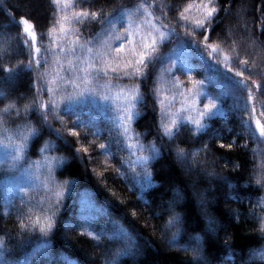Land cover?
Here are the masks:
<instances>
[{"label": "trees", "instance_id": "1", "mask_svg": "<svg viewBox=\"0 0 264 264\" xmlns=\"http://www.w3.org/2000/svg\"><path fill=\"white\" fill-rule=\"evenodd\" d=\"M256 119L264 0H0V264H264ZM25 135L20 181L4 145Z\"/></svg>", "mask_w": 264, "mask_h": 264}, {"label": "snow or ice", "instance_id": "2", "mask_svg": "<svg viewBox=\"0 0 264 264\" xmlns=\"http://www.w3.org/2000/svg\"><path fill=\"white\" fill-rule=\"evenodd\" d=\"M54 2H58V0H54ZM97 2H99V0H97ZM217 10L215 8L211 9V11L208 13V21L207 23H211L215 17L213 16V13H215ZM93 15L95 16L96 14L93 13ZM181 16H183V13H181ZM98 20L100 19L99 17L97 18ZM184 19H187L186 17H184ZM104 23L108 24V25H114L113 21H112V17H109L107 20L103 21ZM24 24H27L28 21L27 20H23ZM199 24V22H198ZM201 28H203V25H200ZM210 31V29H209ZM105 34L107 35V30H105ZM92 42L89 41V44H91ZM147 48L149 49H154L156 46V40L150 38L149 43H147V45H145ZM89 51H91L89 49ZM115 51L117 52H123L124 51V46L123 43H121L120 45H117L115 48ZM108 55H111V52L108 53ZM138 55V60L137 63L140 65H144L145 64V57L142 54H137ZM30 65H31V61L29 63V65H25L24 68L25 69H29L30 70ZM135 71H139V68L134 69ZM8 71L9 74V78L12 77V73L9 70H5ZM98 74H103V75H107L108 73L104 70H97ZM113 72H115V69H112ZM149 73L147 71V69H145V72L143 74V78L146 79L148 78ZM33 87H35V85L33 84ZM38 95V93H37ZM21 100L24 99V97H20ZM98 98L94 95V93L89 90L83 94H81L80 96L77 97H69L68 103L69 104H80V103H90L94 100H97ZM104 99L106 100L107 97H104ZM137 97L133 96L132 100L136 101ZM39 107V106H37ZM5 112H7V109H5ZM203 115V114H202ZM209 118L211 119V117L214 115V113L212 112L211 108L209 109L208 112ZM129 119H131V116L128 117ZM197 127H200L199 122H197ZM181 129H177L175 131V133L171 132V131H165V135H168L170 139L173 138V136L178 137L180 135ZM260 135L264 136V128H261L260 130ZM28 137L25 136H21L20 140L21 142L19 144H5L4 147L10 149V151L7 153L9 159L7 161H5L8 170L13 171L16 176L17 179L20 181H24L26 177L31 178L32 173L30 172V169L25 167L26 164H28V161L25 157V147H26V142H27ZM101 147H104L103 145ZM221 148H224L225 145L223 143L220 144ZM153 151H155V149H153ZM257 182L262 184V186H264V168L261 169L258 177H257ZM27 185L25 183H20L18 185L19 191H23L24 188Z\"/></svg>", "mask_w": 264, "mask_h": 264}, {"label": "rangeland", "instance_id": "3", "mask_svg": "<svg viewBox=\"0 0 264 264\" xmlns=\"http://www.w3.org/2000/svg\"><path fill=\"white\" fill-rule=\"evenodd\" d=\"M26 29H28V26H26ZM29 35H31V36H33V34L31 33V32H29ZM29 41H30V39H29ZM115 41H116V39L114 40V42L106 49L107 51H112V50H114V45H115ZM101 49H103V47H101ZM32 54V56L33 57H36V55H37V51H32L31 52ZM113 62V61H112ZM106 63H110V62H106ZM105 63V64H106ZM97 64L98 63H96L95 65H93V64H88L87 66H88V68H89V70H88V75H91V74H98V71L97 70H104V68L106 67L105 66V64H99L98 66H97ZM97 66V67H96ZM94 67H96V68H94ZM191 85V84H190ZM189 85V86H190ZM182 88V87H181ZM180 88V92H181V96H180V98H177L176 96H174V97H172V102H175V104H176V101L177 100H179L181 103H184V105H186L185 107L186 108H191V110H195L196 109V105H197V103H198V94L197 93H195V85L193 86V85H191L189 88H183V89H181ZM85 92H87V91H85ZM169 96H172L171 94L169 95ZM165 100V99H164ZM178 109V107H176V110ZM175 114V113H174ZM187 119L188 120H191L189 117H187ZM256 123H259V121H256ZM261 128H262V126L260 125V123L258 124V130H259V132H260V130H261ZM177 156H178V158H181L182 156L179 154V153H177ZM209 174V176L210 177H213L214 175L212 174V173H208ZM173 244V243H172Z\"/></svg>", "mask_w": 264, "mask_h": 264}]
</instances>
